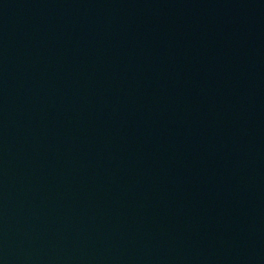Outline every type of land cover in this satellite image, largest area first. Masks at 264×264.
<instances>
[{
    "label": "water",
    "instance_id": "obj_1",
    "mask_svg": "<svg viewBox=\"0 0 264 264\" xmlns=\"http://www.w3.org/2000/svg\"><path fill=\"white\" fill-rule=\"evenodd\" d=\"M0 264H264V0H0Z\"/></svg>",
    "mask_w": 264,
    "mask_h": 264
}]
</instances>
